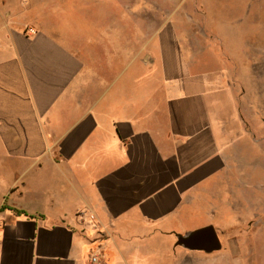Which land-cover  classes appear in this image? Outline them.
Wrapping results in <instances>:
<instances>
[{"label": "crops", "instance_id": "0c3cea01", "mask_svg": "<svg viewBox=\"0 0 264 264\" xmlns=\"http://www.w3.org/2000/svg\"><path fill=\"white\" fill-rule=\"evenodd\" d=\"M63 4L0 0V264H264V135L241 85L170 48L145 62L143 39L161 68L129 78L128 22L66 30ZM220 221L248 222V245H176Z\"/></svg>", "mask_w": 264, "mask_h": 264}, {"label": "rangeland", "instance_id": "374dc122", "mask_svg": "<svg viewBox=\"0 0 264 264\" xmlns=\"http://www.w3.org/2000/svg\"><path fill=\"white\" fill-rule=\"evenodd\" d=\"M61 9L64 14L61 24L66 30L74 25L81 27L80 23L92 24L94 20L128 22L129 78L138 76L139 81L148 83L150 72L158 73L161 68L158 64L160 58L149 68L134 55L136 48L139 51L141 39L145 62H149V53L158 56L161 49L170 48L183 53L194 68L228 72L231 79L241 85L242 94H246L247 99L249 97V105L254 104V109L249 107L255 116L254 135L263 137L264 0H64ZM81 13L80 19L77 18ZM241 81L245 86L249 85L250 91L242 86ZM142 87L139 93L143 95H139L145 97L149 90H144L143 83ZM203 222L192 220L186 225L193 228L206 224ZM217 226L223 248L248 245L249 238L232 237L239 230L248 229L251 226L248 222L220 221ZM155 239L172 241L173 234ZM195 252L206 255L205 252ZM226 262L217 257L215 261L211 256L201 264ZM199 263V256H193L192 264Z\"/></svg>", "mask_w": 264, "mask_h": 264}, {"label": "water", "instance_id": "95a60500", "mask_svg": "<svg viewBox=\"0 0 264 264\" xmlns=\"http://www.w3.org/2000/svg\"><path fill=\"white\" fill-rule=\"evenodd\" d=\"M176 245H182L193 250L213 252L223 246L219 233L213 224H208L183 233H176Z\"/></svg>", "mask_w": 264, "mask_h": 264}, {"label": "built area", "instance_id": "2783aa9c", "mask_svg": "<svg viewBox=\"0 0 264 264\" xmlns=\"http://www.w3.org/2000/svg\"><path fill=\"white\" fill-rule=\"evenodd\" d=\"M30 30V32L31 33H35V29H33V28H30L29 29ZM81 215H83L84 216V213H81ZM92 218H94V217H92ZM90 260H91V263L92 264H99L100 263V255H99V253L97 252V251H93L92 253H91V256H90Z\"/></svg>", "mask_w": 264, "mask_h": 264}, {"label": "trees", "instance_id": "16d2710c", "mask_svg": "<svg viewBox=\"0 0 264 264\" xmlns=\"http://www.w3.org/2000/svg\"><path fill=\"white\" fill-rule=\"evenodd\" d=\"M14 210H15V212H17V213L24 212V211H22V210H20V209H14Z\"/></svg>", "mask_w": 264, "mask_h": 264}]
</instances>
